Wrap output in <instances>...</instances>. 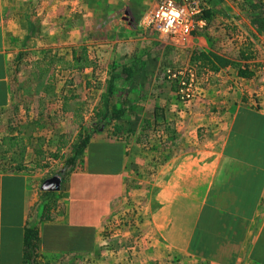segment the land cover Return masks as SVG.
Returning <instances> with one entry per match:
<instances>
[{
  "label": "crops",
  "instance_id": "0c3cea01",
  "mask_svg": "<svg viewBox=\"0 0 264 264\" xmlns=\"http://www.w3.org/2000/svg\"><path fill=\"white\" fill-rule=\"evenodd\" d=\"M156 3L0 0V264H264V0L213 1L182 47ZM191 65L182 105L164 70Z\"/></svg>",
  "mask_w": 264,
  "mask_h": 264
},
{
  "label": "built area",
  "instance_id": "2783aa9c",
  "mask_svg": "<svg viewBox=\"0 0 264 264\" xmlns=\"http://www.w3.org/2000/svg\"><path fill=\"white\" fill-rule=\"evenodd\" d=\"M200 0H157L155 7L143 18L144 24L167 36L175 46H185L195 28L204 26ZM175 10L179 13L176 19L164 13ZM165 80L174 86L177 101L186 105L201 93V77L194 66L166 68Z\"/></svg>",
  "mask_w": 264,
  "mask_h": 264
},
{
  "label": "trees",
  "instance_id": "16d2710c",
  "mask_svg": "<svg viewBox=\"0 0 264 264\" xmlns=\"http://www.w3.org/2000/svg\"><path fill=\"white\" fill-rule=\"evenodd\" d=\"M258 8L261 11V14L263 15V21L261 23V26L264 28V4H260L258 6ZM209 12H207V10H205V16L202 15V18L205 20L207 19V15ZM212 46H214V43H212ZM197 60H200L202 63H209V68L211 71L216 72L217 70H219L220 68H225L227 66H229L232 61L234 59H246V57H244L241 54H238L236 56H228L226 54H220L219 52H208V53H198V55H196ZM242 73V72H241ZM243 76H246V74L244 75V73H242ZM89 140V135L88 134H80L76 140V143L74 144L73 148H72V156L69 157L66 161V168L69 169L68 171H72L77 159L82 155L83 150L85 149L87 143ZM29 237V236H28ZM29 239L27 243H29ZM29 249V244L26 246ZM26 264H34V263H26Z\"/></svg>",
  "mask_w": 264,
  "mask_h": 264
},
{
  "label": "rangeland",
  "instance_id": "374dc122",
  "mask_svg": "<svg viewBox=\"0 0 264 264\" xmlns=\"http://www.w3.org/2000/svg\"><path fill=\"white\" fill-rule=\"evenodd\" d=\"M213 1H215V0H200V2H201V4H202V7H203V9H202V15L203 16H205L206 14H205V10H207V12L209 11L208 10V6H210L212 3H213ZM233 1H235V0H233ZM243 10H246V7H244V8H242ZM202 15H201V18H202ZM209 15V14H208ZM207 15V16H208ZM218 16L219 17H221L220 16V14H218ZM203 19V18H202ZM226 41V40H225ZM235 43V42H234ZM244 43H246V42H244ZM243 43V44H244ZM214 44H215V47L216 48H220L221 46H222V39H218V37L215 39V41H214ZM236 46V45H235ZM238 55V54H237ZM245 57V56H244ZM252 73V72H251ZM200 74V73H199ZM245 74H247V73H245ZM253 74V73H252ZM248 75V74H247ZM249 76V75H248ZM200 77H201V74H200ZM249 88H253L252 87V85L251 86H249ZM255 93L254 92H252V95H254ZM92 166H93V164H92Z\"/></svg>",
  "mask_w": 264,
  "mask_h": 264
},
{
  "label": "clouds",
  "instance_id": "9594fccd",
  "mask_svg": "<svg viewBox=\"0 0 264 264\" xmlns=\"http://www.w3.org/2000/svg\"><path fill=\"white\" fill-rule=\"evenodd\" d=\"M163 15L165 16V18H168L169 15H170V17L172 19H176L179 16V13L177 11H175V10H172L170 14L169 13H164Z\"/></svg>",
  "mask_w": 264,
  "mask_h": 264
}]
</instances>
